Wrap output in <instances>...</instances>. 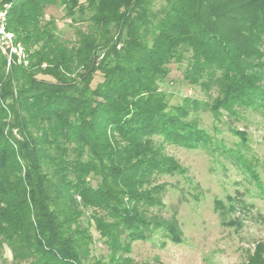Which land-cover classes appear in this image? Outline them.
Listing matches in <instances>:
<instances>
[{
	"label": "trees",
	"instance_id": "16d2710c",
	"mask_svg": "<svg viewBox=\"0 0 264 264\" xmlns=\"http://www.w3.org/2000/svg\"><path fill=\"white\" fill-rule=\"evenodd\" d=\"M57 2L89 23L71 45L42 23ZM0 3L30 58L7 69L0 52V247L29 264H140L135 241L163 231L181 242L175 218L150 212L165 191L154 182L180 170L165 144L197 149L211 138L190 117L202 102L171 104L160 82L185 61L184 79L215 88L217 109L264 111V0ZM240 207L253 204L232 196L230 210ZM93 227L106 260L89 261ZM247 262L264 264V239Z\"/></svg>",
	"mask_w": 264,
	"mask_h": 264
},
{
	"label": "rangeland",
	"instance_id": "374dc122",
	"mask_svg": "<svg viewBox=\"0 0 264 264\" xmlns=\"http://www.w3.org/2000/svg\"><path fill=\"white\" fill-rule=\"evenodd\" d=\"M152 3L158 10L164 0ZM81 18L72 17L57 2L45 7L42 23L54 24L59 39L71 45L78 31L89 30V23ZM186 64L172 63L160 88L171 104L182 103L185 97L202 102L190 117L210 135L211 142L197 149L165 144L164 153L176 160L180 170L156 176L154 184L165 187L163 205L150 211L165 219L175 218L182 241L173 242L163 231H156L148 240L135 241L129 255L140 264H248L255 242L264 239V223L258 215H264V111L217 109L213 105L217 90L207 92L186 81ZM155 140L159 143L161 138ZM239 194L253 204L252 209L230 210L232 196ZM235 220L242 222L240 228L233 224ZM92 233L89 261L106 260L107 245L94 227ZM0 264L29 262L14 260L11 249L3 244Z\"/></svg>",
	"mask_w": 264,
	"mask_h": 264
},
{
	"label": "built area",
	"instance_id": "2783aa9c",
	"mask_svg": "<svg viewBox=\"0 0 264 264\" xmlns=\"http://www.w3.org/2000/svg\"><path fill=\"white\" fill-rule=\"evenodd\" d=\"M9 3H0V52L6 58L7 69L13 64L28 66L29 54L24 43L8 28Z\"/></svg>",
	"mask_w": 264,
	"mask_h": 264
}]
</instances>
